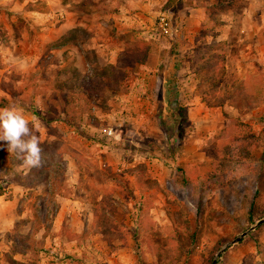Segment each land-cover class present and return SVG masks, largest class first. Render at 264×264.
<instances>
[{"label":"rangeland","instance_id":"obj_1","mask_svg":"<svg viewBox=\"0 0 264 264\" xmlns=\"http://www.w3.org/2000/svg\"><path fill=\"white\" fill-rule=\"evenodd\" d=\"M162 2L153 0L142 25L134 21L128 28L129 36L143 32L152 48L145 62L127 73L126 91L108 96L106 105L89 113L82 101L77 105L69 98L67 114L51 123L34 112L47 110L48 80L68 66L63 62L80 59L82 69L62 77L69 79L110 63V57L99 51L93 56L85 51L79 59L52 52L48 19L39 14L34 16L39 34L0 36V107L22 110L42 141L41 164L30 169L6 145L0 147V264H212L214 258L217 264H264V221L218 254L264 217L247 221L253 201L264 205V0H231L199 10L194 8L218 0H195V6L177 0L165 10ZM32 4L48 12L45 0ZM77 4L98 16L96 36H114L107 13L116 1ZM83 14L82 21L91 23L92 15ZM160 17L169 24L167 33L160 32ZM173 50L191 130L171 150L158 109L165 107L163 68ZM215 54L224 59L226 87L241 89L251 105L237 106L234 95L222 107L201 99L204 84L197 72ZM226 115L239 117L261 136L245 159L221 158L218 141ZM104 127L112 135H104ZM95 206L114 211L123 224L119 234L112 238L96 230L103 220ZM32 226L36 239L48 230L38 253L27 246ZM68 233L81 236L70 239Z\"/></svg>","mask_w":264,"mask_h":264},{"label":"trees","instance_id":"obj_2","mask_svg":"<svg viewBox=\"0 0 264 264\" xmlns=\"http://www.w3.org/2000/svg\"><path fill=\"white\" fill-rule=\"evenodd\" d=\"M176 1L166 0L163 10L170 8ZM187 1L190 2L191 0ZM230 2L231 0H218L214 6ZM79 8L80 12L91 14L88 6L79 5ZM151 48L152 43L149 39H126L122 50L118 53L113 63H107L101 67L93 66L89 72L81 71L79 72L80 74H73V76L68 77L69 79L62 77H64L65 73H75L76 71L71 70V68L60 70L56 77L48 80L50 94L47 100V110L43 114L38 112H34V114L42 119L47 117V123L59 120L61 114H67L68 112L69 98H72L77 105H79V101H82L84 109L88 113L95 107L106 105L108 96L126 91L125 78L127 73L132 71L135 66L145 62L151 52ZM170 55L169 62L163 68V78L167 81L165 107L160 105L158 119L159 124L164 128L168 136V147L174 150L181 143L182 138L190 132L191 128L188 125L187 105L183 99L179 98L181 85H179L177 77L179 70L177 50H173ZM197 75L200 76V81L204 84L200 88L201 99L208 106L222 107L233 95L240 99V103L237 106L252 104L248 95L240 94L241 89L234 90L226 87V68L221 54L212 55L210 59H207L201 69L198 70ZM226 117L227 123L222 128L218 141V149L222 153L221 158L223 160L245 159L257 149L261 136L239 117L229 115H226ZM3 146L5 145L0 147ZM114 147L119 151H126L124 148ZM131 154L138 156L147 155L146 152L142 151H131ZM164 164L169 168H173L167 160H164ZM95 214L97 216L101 214V219L103 220V222L96 224L95 228L98 232L107 236L111 235L112 238L114 237L112 234L120 233L123 224L115 219L114 211L101 210L99 212L98 207L95 206ZM262 215H264V205L263 208L256 207L255 201H253L247 214L248 223H254ZM119 226L121 227L119 228ZM33 227H31V232L26 239L29 242L27 246L28 249L30 248L38 253L37 245L44 244V238L48 230L45 228L40 239H36L34 236L36 230ZM68 236L72 239L80 237L81 234L77 236L76 233H68ZM108 242L110 243L111 241L108 240Z\"/></svg>","mask_w":264,"mask_h":264},{"label":"crops","instance_id":"obj_3","mask_svg":"<svg viewBox=\"0 0 264 264\" xmlns=\"http://www.w3.org/2000/svg\"><path fill=\"white\" fill-rule=\"evenodd\" d=\"M34 1L0 0V36H34L39 34L36 26L37 22L34 18L36 14H39V17L48 19L49 50L56 54L59 52L64 55L72 54L76 59H79L85 51L90 52L92 56L99 51L102 55L110 57V63L115 62L126 39H149L141 35L143 32H140V34L135 33V36H129L128 28L132 26L134 21H139L142 25L143 12L151 7L153 0H114L116 1V6L111 13H107V17H109L108 19L115 33L114 36L105 38L95 35L96 31L95 29L93 30V27L100 24L96 20L98 16L96 17L93 11H91V23L82 21V16L80 15L83 13L79 10L78 0H45L48 5V12L43 13L36 10L32 4ZM165 1L163 0L162 3H165ZM190 3L195 6L196 2L191 0ZM210 6H214V4L205 2L200 8L194 9L199 10ZM59 15H61V18H58ZM83 15H86V17L90 16V14ZM82 34H85V36H82ZM1 44L4 45L3 41H1ZM13 55L14 52L10 51L7 59L12 61L11 57ZM77 61H64L63 65L68 66H63V68L80 71L82 69L79 68L80 59ZM13 64L14 62L12 61L11 65ZM11 65L9 64V66Z\"/></svg>","mask_w":264,"mask_h":264},{"label":"clouds","instance_id":"obj_4","mask_svg":"<svg viewBox=\"0 0 264 264\" xmlns=\"http://www.w3.org/2000/svg\"><path fill=\"white\" fill-rule=\"evenodd\" d=\"M41 139L36 125L15 106L0 107V146L15 154L26 168L41 164Z\"/></svg>","mask_w":264,"mask_h":264},{"label":"water","instance_id":"obj_5","mask_svg":"<svg viewBox=\"0 0 264 264\" xmlns=\"http://www.w3.org/2000/svg\"><path fill=\"white\" fill-rule=\"evenodd\" d=\"M264 221V217L261 218L256 224L250 226V228H248L247 230H245L244 232H242L241 234H239L238 236H236L231 242L225 244L218 252L219 253H222L225 248L230 244V243H236V242H239L241 240L242 237H244L246 234H248V232H250L251 230H253L256 226H258L259 224H261L262 222ZM217 254V256H218ZM212 264H217L216 263V259L214 258L213 261H212Z\"/></svg>","mask_w":264,"mask_h":264},{"label":"built area","instance_id":"obj_6","mask_svg":"<svg viewBox=\"0 0 264 264\" xmlns=\"http://www.w3.org/2000/svg\"><path fill=\"white\" fill-rule=\"evenodd\" d=\"M58 18H61V15L58 16ZM159 27L161 33H167L168 30V22L165 20V18L160 17ZM102 132L104 135L110 136L112 135V129L110 127H104L102 128Z\"/></svg>","mask_w":264,"mask_h":264}]
</instances>
